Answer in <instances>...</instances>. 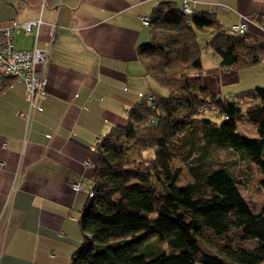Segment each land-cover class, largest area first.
Returning <instances> with one entry per match:
<instances>
[{"label":"trees","instance_id":"1","mask_svg":"<svg viewBox=\"0 0 264 264\" xmlns=\"http://www.w3.org/2000/svg\"><path fill=\"white\" fill-rule=\"evenodd\" d=\"M150 29L139 57L167 93L156 95L154 106L145 97L138 100L127 111L126 123L114 124L97 143L94 194L82 211L83 238L71 264H259L264 260V204L252 207L236 171L208 159V145L225 146L257 164L264 189V87L234 98L213 92L201 75L198 32L210 29L209 50L222 67L237 70L264 61V36L227 32L215 12L189 17L171 1L154 8ZM13 80L0 77V92ZM204 103L210 106L201 108ZM241 119L252 121L257 135L239 129ZM136 134L144 147L154 146L153 155L141 160L125 155L126 140ZM174 157L186 162L191 182L177 183L182 166L173 164ZM146 231L165 242L169 252H140ZM211 234L226 239L205 249Z\"/></svg>","mask_w":264,"mask_h":264},{"label":"crops","instance_id":"2","mask_svg":"<svg viewBox=\"0 0 264 264\" xmlns=\"http://www.w3.org/2000/svg\"><path fill=\"white\" fill-rule=\"evenodd\" d=\"M162 1L184 0H0V26L40 19L30 34L15 28L17 47L49 46L57 28L42 66L48 83L40 107L29 109L23 81L0 92V264H71L89 198L71 179L91 187L96 137L126 123L139 92L167 93L154 89L158 82L138 53L151 38L141 16ZM187 1L195 12H215L226 31L243 16H257L247 31L264 36V0ZM202 62L204 84L229 96L226 86L241 80L242 71L222 67L211 53Z\"/></svg>","mask_w":264,"mask_h":264},{"label":"rangeland","instance_id":"3","mask_svg":"<svg viewBox=\"0 0 264 264\" xmlns=\"http://www.w3.org/2000/svg\"><path fill=\"white\" fill-rule=\"evenodd\" d=\"M228 31H230V28H227V32ZM212 35L213 34L210 29L198 32V40L201 45L203 56L206 55V53L212 54L207 45V41L211 38ZM253 70H255L254 73H252ZM240 71H242L241 80H239L237 83L226 86L228 87L227 91H229V96L234 98L241 92L248 89L264 87V61L260 62L257 65L240 69ZM246 73H248L249 75H246ZM257 82L258 84H256ZM154 89L159 93H163V91L167 92V89L165 87H162L158 83L155 85ZM207 114L215 116L216 118L220 117L219 115H216V112L213 111H208ZM238 127L248 134L257 135L256 126L249 119L239 120ZM141 142V138L137 134L128 138L126 140L125 155L129 158H139V160H141V157L153 155L154 146L149 145L144 147ZM208 159L212 161L213 165L225 163L227 166L235 170L237 176L242 179V181L240 182V189L246 199L255 210H259L261 208V206L264 204V189L260 184V179L263 174L257 164L252 161L239 158L236 153L225 146H213L211 144L208 145ZM173 164L182 166V172L177 179V183L179 185H185L194 179L193 175L187 167L186 162L183 159H181L180 157H174ZM155 184L159 189H162L161 183L156 179ZM225 239V236H217L215 234H211L208 240L205 238V241H208V243L203 242V246L205 249L216 248L219 246V243L225 241ZM244 242L247 244H252V240H245ZM141 244L143 246L140 247V252L148 253V251H151V249L159 248H162L166 253L169 252L168 245L157 238L155 234L149 231L145 232V239ZM229 264L236 263L233 261H229ZM259 264H264V260Z\"/></svg>","mask_w":264,"mask_h":264},{"label":"built area","instance_id":"4","mask_svg":"<svg viewBox=\"0 0 264 264\" xmlns=\"http://www.w3.org/2000/svg\"><path fill=\"white\" fill-rule=\"evenodd\" d=\"M178 8L189 17L196 13L187 0L180 2ZM255 17L243 16L241 20L231 25V31L238 34L247 31L250 23L257 21ZM141 21L143 25H150L152 15L141 16ZM39 24L40 19H31L21 23L14 22L12 24L0 26V77L9 76L25 83L26 96L30 104L29 109L40 107V99L47 93L48 77L42 70V66L47 64L50 60L49 48L55 41L57 28H53L49 46H39L35 44L31 48H20L15 45L14 30L20 27L26 34H30ZM259 24L261 27L264 25L262 22ZM139 95V100L145 97L150 101L151 105L154 106L153 100L155 99V94L141 91ZM208 105L209 103H204L201 105V108H207ZM128 110L129 108L127 111ZM20 112L28 116V118L30 117V110H21ZM101 139L102 135L100 134L96 137L94 147L97 146V143ZM85 162L90 165L95 164L91 159H86ZM4 165L5 161L0 160V168H3ZM71 183L74 189H86L89 195L94 194L93 188L88 186V181L84 178L71 179ZM59 233L62 235L64 234L63 231H59Z\"/></svg>","mask_w":264,"mask_h":264}]
</instances>
